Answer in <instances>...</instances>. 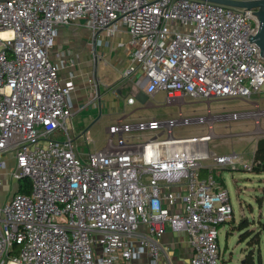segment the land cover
Masks as SVG:
<instances>
[{"label":"built area","instance_id":"1","mask_svg":"<svg viewBox=\"0 0 264 264\" xmlns=\"http://www.w3.org/2000/svg\"><path fill=\"white\" fill-rule=\"evenodd\" d=\"M81 20L96 40L126 29L125 77L139 76L147 95L204 101L208 116L119 121L107 148L84 159L74 139L75 83L50 57L60 28ZM259 28L252 11L203 0H0V193L10 164L14 180L32 183L30 194L0 199V264H139L143 256L160 264L168 228L188 235L190 264H221L220 229L234 208L215 171H251L253 160L209 151L211 101L262 93ZM249 117L260 125L264 109ZM190 125L206 131L174 137Z\"/></svg>","mask_w":264,"mask_h":264},{"label":"rangeland","instance_id":"2","mask_svg":"<svg viewBox=\"0 0 264 264\" xmlns=\"http://www.w3.org/2000/svg\"><path fill=\"white\" fill-rule=\"evenodd\" d=\"M256 97V98H255ZM253 99H223L211 101L212 116L217 117L214 122L215 137L208 144L210 152L219 155L240 154L245 161L251 162L255 154V147L258 140L264 137V119L261 124H257L254 118L249 117V113L257 110L258 106L264 109V88L263 92L257 94ZM167 94L161 93L156 101H151V106L143 107L136 103L134 106L126 105V114L131 119H149L158 118L162 120L177 118L181 112L180 105H168L166 102ZM255 99V100H254ZM188 101H185L187 103ZM123 108V105H122ZM208 104L197 102L195 105H185L182 109L184 116H208ZM196 111V113H193ZM96 117L91 119V114ZM244 113L243 117L237 121H229L225 118L230 113ZM99 117V113H98ZM97 112L90 108H85L73 117L72 122L75 129L87 131L84 138L90 140L89 143L80 141V151L90 154L102 151L107 147L109 134L107 133L108 124L104 121L97 122ZM71 127V122H68ZM206 131V126L190 125L186 127H176L174 137L190 138L200 136ZM65 136L62 137L64 139ZM163 138H167L164 135ZM128 140V138L126 139ZM144 138L136 139V141ZM14 166H8V172H3V187L0 193V199L6 197L8 200L18 190L19 183L14 180L10 173ZM215 176L219 178L223 186L228 190L231 203L234 208V218L226 223L220 229L219 241L221 248V264H243L248 242L241 241L242 232L237 229L244 219L258 222L261 216H264L263 205L259 200H264V174L259 175L245 169H225L215 171ZM258 226L254 225L253 229ZM264 252V245H263Z\"/></svg>","mask_w":264,"mask_h":264},{"label":"crops","instance_id":"3","mask_svg":"<svg viewBox=\"0 0 264 264\" xmlns=\"http://www.w3.org/2000/svg\"><path fill=\"white\" fill-rule=\"evenodd\" d=\"M129 42L130 35L124 28L114 36L100 37L96 40L85 20H81L60 28L57 44L50 52L53 62L60 65L64 62V68L60 70L63 81L72 80L75 83L71 96L76 112L74 116L85 108H90L97 112V117L99 113L97 122L109 123L107 133L109 127L119 121L135 122L144 119L142 117L131 119V116L126 114V105L134 106L139 103L143 107H149L151 101H156L161 93L167 94L165 91H159L155 95L149 96L145 103L138 100L133 105L128 103V98L133 97L132 94L137 92L136 87L139 82V76L125 77V72L131 63ZM96 95L98 96L96 97ZM186 101L188 102L173 101L168 103L166 99L168 105H180L181 111L185 105H195L197 102L205 103L192 99H186ZM95 117V113L92 112L90 118L94 119ZM86 134L87 131L83 129L74 131V139L79 146V153L84 159H87L89 154L81 152L79 144L82 139L86 143L84 138ZM202 175L206 176L207 171L203 170ZM217 179L219 180V178ZM160 242L163 247L160 264H190L193 249L186 233L174 232L168 228ZM149 259L148 256H143L139 260V264H149Z\"/></svg>","mask_w":264,"mask_h":264},{"label":"trees","instance_id":"4","mask_svg":"<svg viewBox=\"0 0 264 264\" xmlns=\"http://www.w3.org/2000/svg\"><path fill=\"white\" fill-rule=\"evenodd\" d=\"M259 175L264 174V137L257 142L256 151L253 159V169L250 171ZM32 192V183L29 179L19 181L17 193L30 194ZM263 205L264 200H259ZM257 225V229L253 226ZM242 232L241 241L248 242V249L244 264H264V216H261L258 222L244 219L237 227Z\"/></svg>","mask_w":264,"mask_h":264},{"label":"water","instance_id":"5","mask_svg":"<svg viewBox=\"0 0 264 264\" xmlns=\"http://www.w3.org/2000/svg\"><path fill=\"white\" fill-rule=\"evenodd\" d=\"M212 3L225 5L234 8H244L252 11L257 16L260 28L257 35L253 38V41L258 44L261 49V54L264 58V0H203ZM137 92L132 94L136 100L141 103H145L149 99V95L146 94L142 87H136ZM244 264V262H243Z\"/></svg>","mask_w":264,"mask_h":264},{"label":"bare ground","instance_id":"6","mask_svg":"<svg viewBox=\"0 0 264 264\" xmlns=\"http://www.w3.org/2000/svg\"><path fill=\"white\" fill-rule=\"evenodd\" d=\"M2 35H3V37H10L11 33L10 32H6V33H3Z\"/></svg>","mask_w":264,"mask_h":264}]
</instances>
